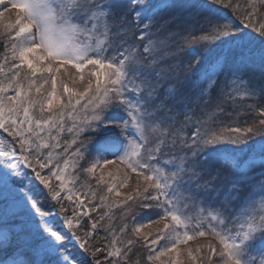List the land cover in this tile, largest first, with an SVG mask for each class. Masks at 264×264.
Instances as JSON below:
<instances>
[{
    "label": "snow or ice",
    "instance_id": "1",
    "mask_svg": "<svg viewBox=\"0 0 264 264\" xmlns=\"http://www.w3.org/2000/svg\"><path fill=\"white\" fill-rule=\"evenodd\" d=\"M262 8L0 0V264H180L199 237L207 264H264V106L237 103L264 97Z\"/></svg>",
    "mask_w": 264,
    "mask_h": 264
},
{
    "label": "trees",
    "instance_id": "2",
    "mask_svg": "<svg viewBox=\"0 0 264 264\" xmlns=\"http://www.w3.org/2000/svg\"><path fill=\"white\" fill-rule=\"evenodd\" d=\"M149 2L155 3L156 0H149ZM181 2H182V0H168V3L179 4ZM249 2H250V0H232V3L238 4L241 7V9H244L245 6ZM225 12H228V10L225 9ZM168 14H170V13L167 12V11L164 13V15H168ZM256 19H257L258 23L259 22H264V8H262L261 11L257 13ZM9 21H13V23H15L16 18H12V19L9 18L8 21L4 19L3 22L6 23V22H9ZM72 71H74V70H72ZM248 79L251 80L255 85H264V76H262L261 69H260V67L258 65L253 70H250L248 72ZM77 91H79V90H77ZM237 103H239V104L255 103L257 105V107H261V106H264V97H261V98H259L257 100H240V101H237ZM253 118H254V114H250V115H247V116H241L239 122L241 124H243V121L246 120V119L249 122H251ZM131 175H132V179L134 180V187L131 190V193H132V191L134 190L135 185L137 183V177H136V175L134 173H131ZM97 178H98V175H97ZM101 187H103V186H101ZM123 198L124 197H114V199H117V200H123ZM115 211H117V213H118V210H115ZM141 214H143V213H141ZM129 223H131V222L129 221ZM119 224H120L119 219H116L114 221V225L117 228V230H118ZM158 234H159V232L157 231V229H154L152 231V233H144V232H142L141 239H143L146 236L149 240H151L153 237L157 236ZM162 242L163 241H161V244H162ZM210 242L212 244H216V241L212 240L211 237H199L197 239L188 241L187 244L180 245V246H182V248L184 250H186L185 252L187 254L186 261L181 262V264H207V262L204 259V257L208 254V248L206 246ZM98 243H104V241L100 240V241H98ZM202 246H204V247H202ZM197 248H201V251L200 252H196ZM189 249L192 250L193 256L197 257L195 262L188 255V250ZM147 252H148V249L145 248V247H140V246L134 247L132 253H130V261L133 262V264L137 260L139 261V264H147V260H146ZM215 260H216V257H213V261H215ZM156 264H165V262L163 260H161L160 262H156Z\"/></svg>",
    "mask_w": 264,
    "mask_h": 264
},
{
    "label": "rangeland",
    "instance_id": "3",
    "mask_svg": "<svg viewBox=\"0 0 264 264\" xmlns=\"http://www.w3.org/2000/svg\"><path fill=\"white\" fill-rule=\"evenodd\" d=\"M17 16V9H11L10 11H7L5 13V16H4V19L5 20H9L12 19V18H16ZM6 23H12V24H15L13 23V21H9V22H6ZM60 77H64V73L61 72L60 74ZM68 84H69V87L75 89V90H79V91H83L85 85L84 84H79V83H72L70 80L67 81ZM44 91H47V87L45 88ZM120 168H123L122 165L119 166ZM113 172L114 174H116L117 172V166H110L109 169H106L105 170V175H106V178H107V172ZM98 175V174H97ZM122 178V173H120L119 175H116V179H120ZM134 187V180L132 179V175L130 174V177H129V180H128V187L127 188H123L121 189V193L122 195L120 197H124L128 194L131 193V190L133 189ZM163 225L160 224V225H157V224H152L151 226L149 227H146L143 229V232L144 233H152V231L154 229H157L158 232H160V230L162 229ZM164 242H162L163 244ZM178 251L180 252V256H179V261H180V264L181 262H184L186 261V258H187V254H186V250H184L182 248V246L179 247ZM176 257V253H169L168 255L164 256L161 258V260H163L165 262V264H169L170 261L174 260V258Z\"/></svg>",
    "mask_w": 264,
    "mask_h": 264
}]
</instances>
